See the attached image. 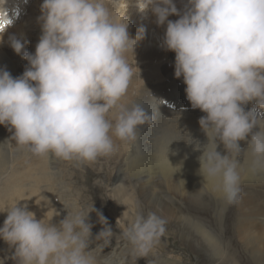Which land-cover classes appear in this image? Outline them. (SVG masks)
<instances>
[{"label":"clouds","instance_id":"obj_1","mask_svg":"<svg viewBox=\"0 0 264 264\" xmlns=\"http://www.w3.org/2000/svg\"><path fill=\"white\" fill-rule=\"evenodd\" d=\"M5 3L0 43L13 23ZM137 7L150 11L157 27L166 26L161 48L175 53V78H182L191 109L204 114L198 123L207 143L194 148L202 153L201 190L210 187L227 206L238 205L245 184L238 157L250 158L251 173L264 182V0H187L182 11L174 0H138ZM39 11L35 54L9 37L11 49L27 61L23 74L13 78L0 69V126L11 134L5 142L37 158L82 165L115 154L116 141L137 142L154 115L122 101L139 71L129 55L135 60L146 29L132 37L127 17L116 21L105 0H43ZM94 211L75 208L50 224L18 204L6 211L0 240L14 250L16 264H97L89 222ZM97 214L102 230L95 239L109 243L113 231ZM166 223L155 212L138 214L122 237L146 256L165 235Z\"/></svg>","mask_w":264,"mask_h":264},{"label":"bare ground","instance_id":"obj_2","mask_svg":"<svg viewBox=\"0 0 264 264\" xmlns=\"http://www.w3.org/2000/svg\"><path fill=\"white\" fill-rule=\"evenodd\" d=\"M23 1L26 0H6L4 8L12 22L22 16L20 10H16V7H18L16 5L17 3L18 5H26L23 4ZM129 2V0H105L106 6L110 9L116 21H123L127 17L130 25L129 33L132 37L137 35L141 27L146 29L145 38L135 48V60L129 55V63L135 68L136 62L139 71L133 76L128 94L122 104L125 106L136 103L142 104L149 114L154 115V122L150 126L141 128L137 142L127 145L117 142L120 152L118 157H121L122 161H125V164L132 170L126 169L127 177L132 178V174H134V179L142 181L141 187L146 191L142 194V198L152 205L154 204V198L159 196L158 192L162 193V188L157 186L161 181L167 193H176L181 200L188 197L192 199L193 204L191 205L183 203V216L179 220H187L193 223L196 233L212 248L214 255L221 260V264H264V182H261L259 177L251 173L250 158L244 160L243 155L237 158L242 165L240 173L245 184L244 195L242 201L236 205L234 218L231 214L226 215L225 212H220L219 219H217L218 229L227 228L231 225V218L234 220H232L231 229L235 232L238 241L244 244L246 248L244 254L241 253L242 255H239L238 258H230L231 262L228 263L230 260L223 259V251H221L218 242L207 231L208 235L199 223H194L193 220L195 219L192 216H189L190 213L205 215L214 212L217 208L216 204L195 201L199 194L200 179L203 178L197 174L200 152L194 151V148L197 142L196 129L199 126L198 121L204 114L199 110L193 111L191 109V105L186 99L185 85L182 78L180 80L175 78V53L157 48L158 45H161L166 26L164 28L157 27L155 17L150 11L141 13L137 7L138 2ZM186 2L187 0H174L178 10L181 11ZM0 3H2V0H0ZM42 3L41 0H36L32 6L36 10V13H32L33 15L30 18V23L33 26L24 28L20 24L14 30H7L8 32L3 36V43H0V69H6L13 78L23 74L27 67V61L22 58L23 53L20 56L14 53L9 45V37L15 36L20 40L24 45V52L35 54V48L41 35L37 18L40 16L39 9ZM128 5L134 7L126 9L125 6ZM136 16L139 19L135 18ZM178 18L177 16L169 17L172 21ZM251 107L252 105H248L246 110ZM112 118L110 117V119ZM0 132L5 135V141L11 135L4 126H0ZM155 135L159 137L158 142L154 140ZM189 137L192 140L191 144L188 143L190 142ZM206 143L207 141L203 145ZM5 146L7 154L18 153L13 165H21V169H24L25 172L15 179L11 177L10 179H14L11 186L0 191V207L8 211L18 204L20 207L27 205L28 210L35 213L37 219L50 224L58 223V212L54 208L52 194L47 189L45 192H40L36 186V183L42 184L54 179L50 176L55 175L48 172L51 169L52 158L34 157L26 149H17L14 146V141L5 142ZM240 147L243 151L247 149L248 145L241 142ZM225 154L221 153V155ZM53 159L55 160L53 164H55L57 159ZM30 178H35L36 183L20 184L21 179L27 180ZM156 179H160V181L156 182ZM126 191V188L122 184L117 185L115 180L111 193L128 209L133 207V203L131 197L126 198V196H129ZM188 207H190V210L187 209ZM197 209L203 210L198 213ZM180 214L181 212H175L171 219L174 220ZM187 233L191 236L188 229H183L182 235L184 238ZM222 236L223 234L220 233L219 237ZM161 248L162 245L159 243L151 251L152 254L155 255L156 250L162 253L163 249ZM6 249L14 252L8 245H6ZM165 263L178 264L169 260Z\"/></svg>","mask_w":264,"mask_h":264},{"label":"rangeland","instance_id":"obj_3","mask_svg":"<svg viewBox=\"0 0 264 264\" xmlns=\"http://www.w3.org/2000/svg\"><path fill=\"white\" fill-rule=\"evenodd\" d=\"M35 1L36 0L23 1V4L26 5H18L17 3L16 6L18 7H16V10L19 9L22 16L17 20L15 19L12 26L8 28V31L14 30L20 24H22L24 28L31 27L30 18L33 15L32 13H36V10L32 8ZM129 1L134 3L138 2V0ZM41 2H43V0H41ZM23 7L26 9L25 11ZM133 7L132 5L125 6L126 9ZM29 12H31V14H29ZM135 18H137V16ZM136 26L138 27V25ZM150 38L151 36L149 39ZM158 46L157 48L162 50L161 45ZM158 139L159 137L155 135L154 140L158 142ZM196 140L201 146L207 141L200 126L196 129ZM117 142L118 141H116V144ZM150 142L152 141L150 140ZM6 151L5 135L0 132V191L5 187L11 186L13 180L20 177V175L25 172L24 169H21V165H13L18 153L14 152L13 155H9ZM218 151L220 153H225L223 145L218 147ZM201 154L200 152L199 156ZM119 155L120 152L118 148L112 156L100 158L96 162L88 165L61 160H57V162L53 164L55 160L52 158L51 169L48 172L55 175L50 176L54 179L49 182H43L42 184H37L35 178L27 180L21 179L20 184L28 185L31 182H35L40 192H45L46 189L49 190L53 197L54 208L58 212V222L67 215L68 211H72L75 208L91 212L94 207L95 211L90 214L89 222L93 225L91 249L94 250L93 254L96 257L97 264H167L165 261L168 260L178 264H221V260L214 255L212 248L196 233L193 223L187 220H179V218L181 219L183 216V203L191 205L193 204L192 199L188 197L185 200H181L176 193H167L161 181L162 184L160 183L157 186H159L158 188H162V193L158 192L159 196L154 198V204L152 205L151 203L145 202L142 198V194H144V192L146 193V191L141 187L142 181L134 179V174H132V178L127 177L126 169L132 170L125 164V161H122L121 157H118ZM11 177L14 179H10ZM115 180L117 181V185L122 184L126 188V192L129 194L126 198H132L131 202L134 208H125L123 203L119 202L115 196L113 197L111 189ZM202 180L203 179H200L198 186L199 194L195 201L216 204L217 208L214 212L212 211L205 215L188 214L195 219L193 220L194 223H199L206 233L208 231L209 234L213 236L214 240L220 245L221 251H223V259L227 258L226 260H230L228 262L230 263L231 259L238 258L239 255L244 254L246 248L242 242L238 241L235 232L231 229L234 220L231 218V225L227 228L218 229L217 219H219L220 212H225L226 215L231 214L234 218L236 205L227 206L222 199L219 198V195L214 193L210 187L201 190L204 183ZM159 181L160 179H156V182ZM187 209L190 210V207ZM201 210L203 209H197V212L199 213ZM97 212L101 213L107 219L108 225L113 231L109 243L95 239L102 230V225L98 222ZM149 212H155L158 216L167 221L166 233L160 241L162 245L161 249H163L164 253L156 250L155 255L149 252L146 256H140L133 251L132 246L122 237V233L130 226L136 215L142 214L146 217ZM175 212H181V214L177 215L173 220L171 218L174 216ZM6 217V210L0 207V228L3 227ZM183 229H188L191 236L187 233L184 238L182 235ZM220 233L223 234L221 238L219 237ZM6 245L7 244L3 240H0V264H16V261L12 258L14 252L6 249ZM231 253L233 254L231 255Z\"/></svg>","mask_w":264,"mask_h":264}]
</instances>
